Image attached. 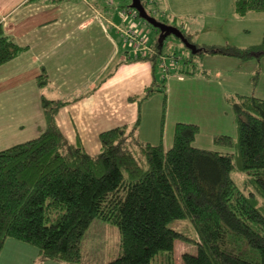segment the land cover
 Returning a JSON list of instances; mask_svg holds the SVG:
<instances>
[{"label":"trees","instance_id":"obj_1","mask_svg":"<svg viewBox=\"0 0 264 264\" xmlns=\"http://www.w3.org/2000/svg\"><path fill=\"white\" fill-rule=\"evenodd\" d=\"M142 2L148 10V1ZM234 9L238 16L263 13L264 0H234ZM150 26L159 38L160 30ZM181 30L197 50L180 40L189 55H174L177 74H205L202 59L206 55L243 61L264 57V34L260 43L241 47L199 44ZM153 45L164 55L165 41L162 48L158 39ZM24 51L0 22V65ZM151 56L149 52L138 58ZM163 76L162 82L156 80L132 99L140 103L165 90ZM37 84L46 130L0 150V253L6 240L13 238L38 248L41 260L87 264L83 239L99 219L116 225L121 234V254L104 264H153L161 256L172 264L177 241L191 239L170 223L188 218L198 234L197 252H183L184 264H264L263 98L227 97L235 113L237 136L216 135L214 143L228 151L196 147L200 128L188 122L176 124L169 149L162 143L142 141L138 119L103 131L101 149L92 155L80 141L69 142L57 125L56 116L68 101L46 96L51 82L45 71ZM166 100L167 94L164 108Z\"/></svg>","mask_w":264,"mask_h":264},{"label":"crops","instance_id":"obj_2","mask_svg":"<svg viewBox=\"0 0 264 264\" xmlns=\"http://www.w3.org/2000/svg\"><path fill=\"white\" fill-rule=\"evenodd\" d=\"M174 1H157L173 9L163 12L165 18L176 20L177 26L192 37L193 30L198 32L196 36L205 31L210 37L218 35L221 28L202 21L198 11L190 12L186 20L181 18L188 16L186 13L176 11L184 10L183 5L193 7L201 2L206 6L211 0H192L190 4L189 0ZM216 13L222 14V10L218 7ZM263 13L249 15L264 21ZM0 22L5 32L25 47L19 56L0 65V150L46 130L42 92L37 84L43 71L51 82L44 92L46 96L68 101L56 116L61 132L73 144L80 141L92 155L101 149L103 131L134 124L138 119L142 141L162 143L169 149L176 124L188 122L200 128L194 141L196 147L228 151L214 143L216 135L237 136L235 113L227 97L244 94L264 99V57L243 61L232 56L206 55L202 59L205 74L185 76L174 73L178 61L172 56L165 76L167 121L161 126L162 95L153 93L140 103L132 97L143 94L156 80L162 82L165 69L157 64L165 54L160 55L149 43L144 33H150V26L137 17L129 2L120 5L115 0L107 5L102 0H0ZM131 28L146 40L145 47L137 48L127 40L125 32ZM227 42L235 44L223 39L204 43ZM145 51L153 56L138 58L146 55ZM39 262L64 264L41 260L38 248L13 238L6 240L0 253V264Z\"/></svg>","mask_w":264,"mask_h":264},{"label":"rangeland","instance_id":"obj_3","mask_svg":"<svg viewBox=\"0 0 264 264\" xmlns=\"http://www.w3.org/2000/svg\"><path fill=\"white\" fill-rule=\"evenodd\" d=\"M147 1H148V10L158 20L161 21L164 20L165 17L162 15L163 12L168 13L167 10H173L167 5V3L164 7L161 2H157L158 0H147ZM168 1H171L172 3L175 2L174 0H168ZM116 2L120 5H122L123 3L125 4V2L126 3L129 2L131 4L132 0H116ZM191 2L192 0L188 1L189 4ZM218 7L222 10V14L216 13ZM182 8L184 10L178 9L176 11L183 12L186 13L185 15H188L181 17L184 20H186L189 17L190 12L198 11V15H200L204 19L203 20L201 18L202 21L215 23L221 28V30H219L220 32L218 33V35L212 37L207 35V31L203 32L200 35L197 34L196 36V33L198 32L193 30L194 31V32L192 31V35H194L193 40L196 42L198 41L199 44L206 42L208 39L211 40L223 39V41L231 40L235 43V45L242 44L247 46V45L258 44L263 39L264 21L257 20V18L254 17L255 15H249V13L248 15L245 16H238L234 9V0H211L207 2L206 6H205V2H201L197 6L188 7V5H183ZM201 10H203L202 13H200ZM250 13L256 14L258 12H250ZM181 18L179 19L181 20ZM140 20L144 21L141 18ZM172 25L177 26L176 23ZM149 28H150L149 29L150 33H144L145 37H148L147 40L149 41V43H155L158 39V34L151 26ZM185 31L187 32V30ZM163 52H164L163 54L166 55L163 56L164 58H166L165 62L166 64H168L165 65L164 68L171 67V63L173 62V57L175 54L176 56H178V58L181 57L184 58L185 56L189 55V52L184 47L183 43L180 41L179 38H177L174 35H170L165 40ZM162 63L163 60L161 59L159 60L157 65L161 68ZM200 63L198 62V66L200 65ZM163 75L167 76L165 70L162 73V76ZM165 86H166L165 90L163 91L159 90L156 92L162 95L163 103H164L165 95L167 94L166 105H168L169 96L167 90L168 87L167 82H165ZM164 104H163V109H164L163 116L162 119L160 120L161 126L165 124V122L167 121L166 114L168 110L167 107L164 108ZM238 179H243V178L242 176L238 175ZM170 226L178 231L183 232L188 238L191 239V241H187V242L179 240L177 241L176 244L172 264H184L182 260L183 252L187 251L193 254L197 252L196 241L198 240V234L192 222L188 218L174 220L170 223ZM82 250H83V262L87 264H104L115 259L121 254V234L119 229L117 228L116 225H113L109 222L95 219L85 234V237L83 239ZM153 264H169V263L167 262L165 257L161 256V258H157L153 262Z\"/></svg>","mask_w":264,"mask_h":264},{"label":"water","instance_id":"obj_4","mask_svg":"<svg viewBox=\"0 0 264 264\" xmlns=\"http://www.w3.org/2000/svg\"><path fill=\"white\" fill-rule=\"evenodd\" d=\"M131 7L138 12L139 16L147 23L160 30L158 38L159 47L162 48L164 41L170 36L174 35L179 38L187 47L196 52V47L184 35L182 30L174 25L168 24L164 21L158 20L151 15L143 4L142 0H132Z\"/></svg>","mask_w":264,"mask_h":264},{"label":"built area","instance_id":"obj_5","mask_svg":"<svg viewBox=\"0 0 264 264\" xmlns=\"http://www.w3.org/2000/svg\"><path fill=\"white\" fill-rule=\"evenodd\" d=\"M108 4H113L114 3V0H102ZM125 35H126V38L127 40L130 42L131 45H134L135 47L139 48V47H142V46H146L145 44V39L144 38H140L139 36V32L138 30L136 29H129L125 32ZM149 53V52H148ZM144 54H147V51L144 52ZM162 60H163V63L162 65L165 66L166 62V58H164L163 56L161 57Z\"/></svg>","mask_w":264,"mask_h":264}]
</instances>
